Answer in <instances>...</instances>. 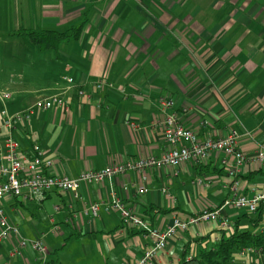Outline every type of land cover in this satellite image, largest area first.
I'll use <instances>...</instances> for the list:
<instances>
[{"label":"crops","instance_id":"0c3cea01","mask_svg":"<svg viewBox=\"0 0 264 264\" xmlns=\"http://www.w3.org/2000/svg\"><path fill=\"white\" fill-rule=\"evenodd\" d=\"M79 24V37L63 43L59 56L11 35L20 28L65 32ZM18 45L21 70L9 75L0 68V93L6 94L0 109H31L14 137L25 153L38 145L56 175L75 177L87 169L158 156L165 146L156 124L161 97L174 100L173 110L200 139L208 131L224 136L233 129L246 155L264 143V0H0V58L11 62ZM101 78L112 87L96 89L92 83ZM52 95L61 96L68 111L32 107L37 98ZM145 174L142 194L134 189L139 175L127 172L111 182L81 185L77 199L59 190L41 202L0 199L7 219L19 229V236L0 240V264H43L30 245L19 247L20 239L40 235L47 260L57 264L139 258L146 241L138 229L102 205L96 216L86 211L105 200L111 187L128 208L159 228L175 216L216 208L230 196L231 179L219 156ZM238 179L239 194L250 195L251 186L263 191L264 163L243 165ZM225 214L227 228L211 221L178 231L155 264H179L213 248L222 234L255 235L264 227V205L255 213L228 207ZM53 224L58 231L52 233ZM237 252L229 264H264V246L248 259Z\"/></svg>","mask_w":264,"mask_h":264},{"label":"built area","instance_id":"2783aa9c","mask_svg":"<svg viewBox=\"0 0 264 264\" xmlns=\"http://www.w3.org/2000/svg\"><path fill=\"white\" fill-rule=\"evenodd\" d=\"M67 81L72 83V79ZM96 89L112 87L105 78L92 83ZM78 94L88 100L82 90ZM6 97L0 93V101ZM159 110L162 114L161 120L156 124L160 126L165 139L163 151L158 156L140 157L134 161H125L107 165L100 169H87L75 177L56 175L51 172V161L44 159V152L38 145H33L27 153L21 151L18 141L14 137L17 127L29 121L31 109L24 112L9 113L5 107L0 109V199L16 198L22 201L41 202L46 194L59 190L62 193H70L73 199L79 197L81 185L99 184L104 181L111 182L117 176L125 175L127 172H134L139 175L137 185L134 186L135 193L142 194L146 191L147 175L145 172L151 169L174 168L177 169L184 163H200L212 156H219L220 166L226 175L231 179L229 184L230 196L221 205L213 209H203L185 216H175L164 228L149 224L141 216L128 208L111 187L108 196L100 203H91L86 208L93 216L97 215L102 205L106 212L116 211L119 213L122 222L139 230L146 241L145 249L141 256L133 261H124L121 264H155L157 258L163 253L168 241L178 231H187L192 227L202 226L211 221H217L221 228H227L230 220L225 214L226 208L234 207L244 209L247 213H255L261 205H264V190H256L251 186V194H239V173L243 165L249 163H264V143L257 151L250 155L244 154L238 147V134L231 129L224 136H213L208 133L200 139L198 135L185 127L178 114L173 110L174 100L161 97L158 101ZM32 107L41 110L60 109L68 111L66 102L59 95L39 97ZM130 126L137 128L135 123ZM177 173V170L175 171ZM198 184L202 179H197ZM123 189H127L124 186ZM25 190V191H24ZM59 207H55L58 211ZM50 231L57 232L58 227L53 224ZM264 236V227L259 233ZM12 236H19V229L16 224L11 223L5 214L0 203V240H9ZM30 245L38 254L43 264H57L47 260L49 250L42 241V236L32 240L20 239L19 247ZM260 247H243L237 254L246 256L249 253L258 254L263 249ZM233 254V253H232ZM248 264H253L248 260Z\"/></svg>","mask_w":264,"mask_h":264},{"label":"trees","instance_id":"16d2710c","mask_svg":"<svg viewBox=\"0 0 264 264\" xmlns=\"http://www.w3.org/2000/svg\"><path fill=\"white\" fill-rule=\"evenodd\" d=\"M82 25L73 26L65 32L54 30H32L20 28L12 36H17L37 46L41 51H52L59 56V49L63 43L77 39ZM257 220H261L258 212ZM264 243V236L252 234L249 231L234 232L229 235L222 234L220 240L210 250H204L198 257L187 260L185 257L179 264H224L231 261V255L243 247H260Z\"/></svg>","mask_w":264,"mask_h":264},{"label":"rangeland","instance_id":"374dc122","mask_svg":"<svg viewBox=\"0 0 264 264\" xmlns=\"http://www.w3.org/2000/svg\"><path fill=\"white\" fill-rule=\"evenodd\" d=\"M21 39V38H20ZM26 41V40H25ZM20 41H18L19 43ZM19 47V48H18ZM7 48V46H6ZM21 47L18 45L16 48L13 49L14 53L12 56H10V60L11 62H9V59L7 61H4V58H0V68H3L4 73L8 72V74L10 75L11 73H17L18 71L21 70V66H23L22 63V52H21ZM10 53V51H9ZM34 58H32L31 56H27L26 61H33ZM22 63V65H21ZM6 75V74H5ZM4 77V75L0 76V80H3L2 78ZM224 264H229V263H224Z\"/></svg>","mask_w":264,"mask_h":264}]
</instances>
